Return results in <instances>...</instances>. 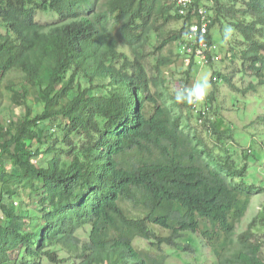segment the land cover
Listing matches in <instances>:
<instances>
[{"label":"trees","instance_id":"obj_1","mask_svg":"<svg viewBox=\"0 0 264 264\" xmlns=\"http://www.w3.org/2000/svg\"><path fill=\"white\" fill-rule=\"evenodd\" d=\"M171 1L0 0V114L10 116L0 121V264H167L134 242L178 247L186 232L200 233L218 264H264V243L254 241L263 210L236 235L260 190L246 182L249 158L264 165V143L238 160L210 151L190 121L206 126L215 144L235 136L230 121L211 115L214 92L189 102L194 56L180 74L181 100L160 88L164 70L189 55L183 29L194 23L192 9L182 18ZM207 1L211 29L226 21L245 40L244 72L257 82L238 91L258 92L264 0ZM48 9L60 22L37 21ZM174 21L183 25L171 31ZM174 41L177 54H165ZM149 48L158 54L156 76ZM225 77L237 87L234 73ZM5 90L20 109L12 117L1 110ZM183 247L195 252L192 243Z\"/></svg>","mask_w":264,"mask_h":264},{"label":"rangeland","instance_id":"obj_2","mask_svg":"<svg viewBox=\"0 0 264 264\" xmlns=\"http://www.w3.org/2000/svg\"><path fill=\"white\" fill-rule=\"evenodd\" d=\"M173 3V1H171ZM208 4V1H206ZM240 5H238V8ZM211 14H213L211 12ZM60 15L52 9L40 10L38 12L37 20L40 23L51 24L60 22ZM183 25V21H174L169 23L170 30L173 28L180 29ZM211 36L214 42V48L212 54L216 56V60L213 63H202L196 61L192 67L191 76L189 79L188 88L190 89L189 100H192L193 96H198L200 92L204 93L203 98L209 97L213 92L215 93L216 101H214V109L211 111V115L222 116L226 121H230L233 129L235 138L227 140V143L215 144L216 138L212 136V133L208 132L206 126H200L195 120L190 121L191 126L196 130H199L200 138L206 142L211 152L216 157L229 156L235 160L243 153L244 148H252L253 151H258L260 146L264 143V86H260L258 92L251 91L247 95H244L242 91H238L239 88L248 86L249 82H257L252 76L251 71L246 70V66L242 59L238 56V49L247 48L244 38L233 26H230L226 21L221 25H214L211 29ZM159 45V41L156 43ZM179 44L175 41L164 47L163 52L168 54L169 49H172L174 54L178 52ZM129 46L118 45V50L127 51ZM156 48L148 49V57L146 60L148 72L151 76L157 74V59L158 54H155ZM232 53V55L230 54ZM171 54V53H169ZM237 54V55H236ZM173 56V55H172ZM174 58H176L174 56ZM187 64V63H185ZM182 61H177L174 65L169 66L163 72V77L166 82L163 90L166 91V95L177 96L178 100L182 99L181 93H177L180 89L178 88L180 74L183 70L188 69L190 66L185 65ZM185 73V72H184ZM234 73L235 84L237 87L231 88L226 82V75ZM25 89L28 91L27 95L31 99L30 85H27ZM153 87V91L156 90ZM4 101L1 110L8 111L10 114L16 112L18 114L20 109L18 105L11 98V92L5 90ZM32 101V100H31ZM29 104L31 102H28ZM204 100H201L199 107H204ZM219 105V108L217 106ZM38 108L41 106H37ZM35 108V107H34ZM182 112L185 116L184 107ZM2 115V116H1ZM0 121L5 120L6 124H9L10 116L5 113L0 114ZM12 117V114H11ZM7 119V120H6ZM207 123V122H206ZM205 123V124H206ZM202 125V124H201ZM232 147L231 151L228 152L227 148ZM250 169L248 171L246 182L248 184H255L260 190L253 196L252 204L250 209L247 211L246 216L237 225L236 235L247 230L249 223L263 210L264 212V191H261L262 184H264V165L262 157L259 161L249 158ZM38 192V194H40ZM25 200L30 201L27 195ZM39 197H37L38 199ZM33 213H31V217ZM260 218V217H259ZM261 219V218H260ZM28 221V220H27ZM26 221V222H27ZM259 229L255 230V240L260 238L261 242L264 243V224H256ZM154 229L161 234H168V231L155 226ZM79 235L83 239H88V229L81 230ZM180 246H170L164 244L160 250H156L152 247L151 242L146 239L139 238L134 242V245L139 249L150 252L152 256L163 258L167 264H218V258L215 255L214 250L206 245L200 233L186 232L182 238L178 241ZM192 243L195 252H187L184 250V244ZM60 253V256H63Z\"/></svg>","mask_w":264,"mask_h":264},{"label":"built area","instance_id":"obj_3","mask_svg":"<svg viewBox=\"0 0 264 264\" xmlns=\"http://www.w3.org/2000/svg\"><path fill=\"white\" fill-rule=\"evenodd\" d=\"M173 1L176 3L178 13L181 16L188 15L190 9H192L194 13L192 15L196 17V20L193 21L194 23H191L186 30L187 40L183 44V48L189 55L182 59V63H187L186 65H188L193 56L202 63L211 62L213 57L210 54L214 47L207 41L210 26V16L207 7L203 4L197 6V3L201 2V0Z\"/></svg>","mask_w":264,"mask_h":264},{"label":"clouds","instance_id":"obj_4","mask_svg":"<svg viewBox=\"0 0 264 264\" xmlns=\"http://www.w3.org/2000/svg\"><path fill=\"white\" fill-rule=\"evenodd\" d=\"M173 1V0H172ZM206 1L207 0H201V4H203V5H207L206 4ZM208 4L209 5H207L206 7H207V9H208V12H209V16H210V19L212 20V16H213V14H211V12L212 13H214V11H213V5L211 4V2L210 1H208ZM40 11V10H39ZM38 11V12H39ZM175 12H176V14L177 15H179V16H181L179 13H178V9H177V6H176V8H175ZM37 16H38V13H37ZM182 18H186V16H181ZM36 19H37V17H36ZM196 20V17L195 16H193L192 15V22L193 21H195ZM38 21V20H37ZM51 24H55V23H51ZM191 24V23H190ZM190 24H189V26H190ZM211 25V24H210ZM188 26V27H189ZM188 27H187V25H185V27H184V29H183V37H186V30L188 29ZM1 30L4 32V29H2L1 28ZM209 33H211V27L209 26ZM208 36H209V34L207 35V41L209 42V44L211 45V46H213L214 47V42H213V39L211 38V39H209L208 38ZM213 50V49H212ZM212 52V51H211ZM212 57H213V59H212V62H214V60H216L217 58H216V56H214L212 53L210 54ZM237 55V54H236ZM240 55V56H239ZM238 56H239V58H241V54H240V50L238 49ZM174 57V56H173ZM184 58V56H181V58L179 59H177V61H182V59ZM192 59V58H191ZM176 61V62H177ZM196 61H199V59H196ZM195 61V62H196ZM200 62V61H199ZM208 63H210V62H208ZM175 63H173L172 65H174ZM171 65V66H172ZM186 65V64H185ZM189 90V89H188ZM203 96H204V93L203 92H200L199 94H198V96H197V99H203ZM178 99H179V97H178ZM189 102H191V99L189 100Z\"/></svg>","mask_w":264,"mask_h":264}]
</instances>
